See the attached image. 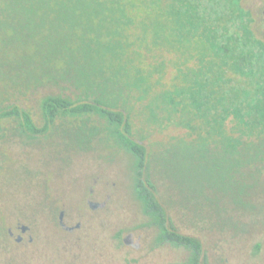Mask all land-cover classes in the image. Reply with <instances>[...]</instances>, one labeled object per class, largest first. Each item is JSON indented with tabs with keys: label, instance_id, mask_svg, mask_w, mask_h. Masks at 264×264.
Masks as SVG:
<instances>
[{
	"label": "trees",
	"instance_id": "obj_1",
	"mask_svg": "<svg viewBox=\"0 0 264 264\" xmlns=\"http://www.w3.org/2000/svg\"><path fill=\"white\" fill-rule=\"evenodd\" d=\"M260 13L248 0H0V138L6 120L35 136L61 116H99L136 158V189L160 240L206 264L203 241L179 231L147 173L136 126L145 118L184 127L214 154L203 158L230 164L232 184L237 165L244 188L262 178ZM48 86L60 92L41 96L37 115L24 96Z\"/></svg>",
	"mask_w": 264,
	"mask_h": 264
},
{
	"label": "rangeland",
	"instance_id": "obj_2",
	"mask_svg": "<svg viewBox=\"0 0 264 264\" xmlns=\"http://www.w3.org/2000/svg\"><path fill=\"white\" fill-rule=\"evenodd\" d=\"M248 6L264 17V0H248ZM57 92L42 87L24 96L25 104L38 115L41 96ZM142 119L136 127L149 151L147 173L179 231L203 241L206 264H264V176L246 189L237 165L232 184L230 164L203 158L214 154L184 138L186 128ZM76 121L61 116L49 131L30 136L6 120L0 234L7 237H0V264H190L192 251L162 242L145 212L136 158L99 116ZM24 224L30 230L22 233ZM10 228L15 235L9 238Z\"/></svg>",
	"mask_w": 264,
	"mask_h": 264
},
{
	"label": "flooded vegetation",
	"instance_id": "obj_3",
	"mask_svg": "<svg viewBox=\"0 0 264 264\" xmlns=\"http://www.w3.org/2000/svg\"><path fill=\"white\" fill-rule=\"evenodd\" d=\"M92 205H94V204H92ZM63 215H64V212H61V214H60V224L62 225V226H65V223L63 222ZM68 229H71L70 227L68 228ZM21 230H22V233H25V232H27V230H30V227L28 226V225H26V224H24V225H22L21 226ZM15 234H14V231L12 230V228H10L9 229V238L10 237H13ZM24 239V235H22V234H19L17 237H16V240L18 241V242H21L22 240ZM30 241H32L31 239H30Z\"/></svg>",
	"mask_w": 264,
	"mask_h": 264
}]
</instances>
